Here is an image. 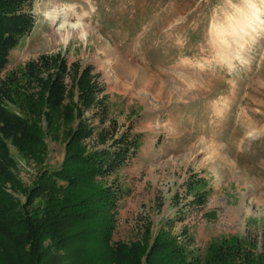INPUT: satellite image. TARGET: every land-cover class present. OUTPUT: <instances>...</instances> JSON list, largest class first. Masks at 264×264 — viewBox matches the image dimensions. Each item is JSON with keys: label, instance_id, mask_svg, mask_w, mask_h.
I'll list each match as a JSON object with an SVG mask.
<instances>
[{"label": "rangeland", "instance_id": "1", "mask_svg": "<svg viewBox=\"0 0 264 264\" xmlns=\"http://www.w3.org/2000/svg\"><path fill=\"white\" fill-rule=\"evenodd\" d=\"M56 7L73 22L53 24ZM32 11L1 75L55 58L66 105L88 70L101 91L83 105L85 147L143 141L102 178L121 189L115 239L150 246L167 231L191 257L238 242L264 256V0H34ZM64 129L47 135L48 165L65 157ZM12 153L32 185L43 166Z\"/></svg>", "mask_w": 264, "mask_h": 264}, {"label": "trees", "instance_id": "2", "mask_svg": "<svg viewBox=\"0 0 264 264\" xmlns=\"http://www.w3.org/2000/svg\"><path fill=\"white\" fill-rule=\"evenodd\" d=\"M33 5L34 0H0V264H264V256L241 242L220 244L201 259L189 256L167 231L150 246L115 239L121 189L102 178L143 141L140 135L122 136L112 139L111 147H85L91 130L82 119L83 105L96 102L101 91L88 70L79 80L80 100L66 105L64 63L55 58L42 55L18 76L1 75L12 50L36 26ZM19 94L20 110H11ZM60 126L65 127V157L58 166L48 165L47 135L56 137ZM12 148L43 166L32 185L20 175ZM156 254L161 255L157 262Z\"/></svg>", "mask_w": 264, "mask_h": 264}, {"label": "bare ground", "instance_id": "3", "mask_svg": "<svg viewBox=\"0 0 264 264\" xmlns=\"http://www.w3.org/2000/svg\"><path fill=\"white\" fill-rule=\"evenodd\" d=\"M48 16L50 17V19L52 20V22H53V24H56V23H58V22H60L61 21V25H65V24H67V23H69L70 21H71V19H70V17H69V12L66 10V9H64V8H58V7H56V8H54L53 9V11L51 12V11H49V13H48ZM257 17V16H256ZM71 22H73V21H71ZM73 26H75L76 24H78V23H76V22H74V23H71ZM79 25V24H78ZM247 30V29H246ZM60 32V31H59ZM61 34H62V32H61ZM70 34H71V32H67V34L66 35H63L65 38L66 37H70ZM204 70V69H203Z\"/></svg>", "mask_w": 264, "mask_h": 264}]
</instances>
